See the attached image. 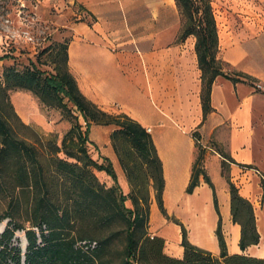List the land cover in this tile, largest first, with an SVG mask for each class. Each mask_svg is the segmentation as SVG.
<instances>
[{
  "label": "trees",
  "instance_id": "obj_1",
  "mask_svg": "<svg viewBox=\"0 0 264 264\" xmlns=\"http://www.w3.org/2000/svg\"><path fill=\"white\" fill-rule=\"evenodd\" d=\"M0 1L5 2L3 7L7 9L15 3ZM175 3L181 15L178 42L191 36L196 39L205 121L212 112L210 94L218 76L235 83L252 84L253 79L242 73L224 72L217 57L219 35L211 0H175ZM68 47V42L53 43L24 69L8 67L0 77V201L7 205L0 222L9 220L0 235V264L11 261L22 264V260L24 264H114L105 254L122 234L124 245L118 264H264V258L244 254L261 239L254 207L241 196L231 179L225 177L230 188L232 221L241 227L239 247L243 254L228 253L217 194L204 167L206 148L199 135L195 138L196 156L186 193H194L201 176L212 188L219 217L216 236L221 253L215 256L189 241L185 226L172 220L164 207L163 166L150 132L128 115L110 114L83 95L69 71ZM43 55H46L44 59ZM50 64L55 65L54 72L40 69L41 65ZM19 90L30 91L42 104L63 110L72 125L61 144L55 137L40 136L21 121L11 101V93ZM93 125L114 127L110 141L129 185L127 195L118 184L112 162L99 154L102 159L99 163L89 154L87 143L97 149L89 140ZM221 155L234 163L232 158ZM95 171L105 172L115 184L106 187ZM261 187L264 202V181ZM150 188L155 190L163 216L181 228L182 258L166 254L165 240L149 233ZM127 201L132 208L126 206ZM118 221L124 223L125 229L110 232ZM25 223L30 226L26 227ZM87 223L108 231V235L100 240L81 235L77 230ZM17 231H25L28 246L24 255L19 248L9 247ZM84 242V246L79 244Z\"/></svg>",
  "mask_w": 264,
  "mask_h": 264
},
{
  "label": "crops",
  "instance_id": "obj_2",
  "mask_svg": "<svg viewBox=\"0 0 264 264\" xmlns=\"http://www.w3.org/2000/svg\"><path fill=\"white\" fill-rule=\"evenodd\" d=\"M69 1L95 19L92 27L81 23L75 31L68 47L70 73L88 100L106 112L117 108L150 130L163 166L164 207L182 216L192 231L190 242L215 256L221 253L212 188L201 176L194 193H186L196 156V142L190 134L198 131L203 143L218 141L234 161L231 181L238 189L243 186L239 192L252 203L261 236L260 244L254 246L258 254L251 256L264 258L260 254L264 252V203L257 209L264 181V29L260 30L256 22L247 24L248 27L231 25L237 17H258L253 0H211L219 35L217 57L230 68L223 69L224 72L245 74L253 83H235L218 76L210 94L212 112L205 121L196 39L190 37L174 43L181 27L175 0ZM228 8L233 11H227ZM163 21H170L165 29L171 31V37L165 46L156 47L155 22ZM94 128V143L101 155L112 162L118 184L129 190L110 141L114 127ZM204 147L209 150L204 165L217 194L228 253L243 254L239 247L241 227L232 221L229 184L222 175L218 155ZM101 175L107 187L115 184L106 173ZM158 215L156 212L155 219L160 227L154 224L155 228H165ZM170 229L177 238V228ZM168 233L164 229L159 237L165 239ZM183 253L181 247L168 255L182 258Z\"/></svg>",
  "mask_w": 264,
  "mask_h": 264
},
{
  "label": "rangeland",
  "instance_id": "obj_3",
  "mask_svg": "<svg viewBox=\"0 0 264 264\" xmlns=\"http://www.w3.org/2000/svg\"><path fill=\"white\" fill-rule=\"evenodd\" d=\"M14 5H11L8 9L3 7L5 5L4 1H0V77H2L3 72L8 67H16L17 69H24L29 65L30 61H36L37 56L43 52L45 49L50 47L53 43H63L68 42L70 45L73 40L75 31L77 28L81 27L84 23L89 27H92L95 19L90 17L87 14L82 12V8L80 6H76L70 3L69 0H14ZM253 10L258 14V17L252 16L251 19H245L241 17H237V21L231 22V25L238 26L239 24L244 27H248L247 24L251 22H256L259 25V29H264V1L263 0H253ZM213 6V5H212ZM214 10V7H213ZM164 12V10H161ZM227 11L232 12L231 8H228ZM179 12V10H178ZM168 13V11H166ZM169 14V13H168ZM236 14H239L236 13ZM180 15V12H179ZM181 17V15H180ZM249 17V16H248ZM247 18V17H246ZM245 19V20H244ZM255 19H258L255 21ZM139 19L136 20V25H138ZM170 21L163 22H155L154 28V39L155 46H165L167 40L171 37V31L167 28ZM228 25V22H224ZM246 24V25H245ZM255 26V25H253ZM137 32H140V27L137 29ZM180 32V30H179ZM178 35L176 36L175 44L178 42ZM193 37V36H191ZM190 38V37H189ZM4 56H11L6 59ZM46 55H43L42 59L45 58ZM223 63V62H222ZM54 64L50 65H41L40 69L42 71L54 72L53 68ZM223 69L229 70L230 68L226 64H222ZM229 74H234L235 72L228 71ZM11 101L14 106V109L21 119V121L30 126L42 137H55L58 144H61L64 135L71 128V122L64 115L63 110L61 108L48 107L42 104L39 99L30 91L19 90L11 93ZM108 113L110 114H120L122 113L119 109L115 108ZM80 124L85 129V123L83 119L79 118ZM96 126V125H94ZM94 126L89 133V140L94 143L96 134V130ZM30 136L32 133L27 132ZM194 140L197 135L201 139V134L198 131H193L190 134ZM34 136V135H33ZM196 142V140H195ZM201 143L210 149H212L217 155L220 163V167L222 168V175L224 177H228L232 179L233 172L232 167L233 163L229 159H224L221 154L228 156L230 155L226 152L225 148L216 140H209L207 143ZM95 144V143H94ZM97 146V145H96ZM87 148L89 154L94 160H97L99 163L102 162V159L99 158L100 150L97 146V149L87 143ZM206 152L209 150L205 149ZM206 158V155H205ZM205 162V160H204ZM205 167V165H204ZM243 169V168H242ZM244 170V169H243ZM98 180L103 183L106 187V183L103 182V178L101 179L99 176H102V173L95 171ZM236 185V184H235ZM121 187V186H120ZM253 188V186L250 185ZM243 186L241 185L240 189ZM124 194H128L129 190H124L121 187ZM239 189V190H240ZM246 189L243 190L245 192ZM184 198H187V194L184 193ZM150 196H151V205H150V220H149V233L153 236H159L161 232L166 229L168 236L165 240V253L169 254L170 251H175L181 248L182 235L181 228L173 221L166 219L163 214L160 212L156 199H155V190L150 188ZM259 204L257 205V209L264 202H262V197L259 200ZM126 206L128 208H132V204L130 201L126 202ZM156 207L158 210V214L160 218L164 221L165 228H155L154 224L151 221L152 209ZM7 205L5 201H0V218L4 215L6 211ZM167 215L172 220H178L182 223L188 233L189 241L192 240V231L190 227L186 225L182 216L178 213H172L168 208H166ZM25 219V213L22 212V220ZM9 220H3L0 222V235L5 231ZM26 227L30 225L25 223ZM169 228H177V238L176 234L173 232V229L168 230ZM125 229L124 223L118 221L109 229L112 231H123ZM163 229V230H162ZM81 235L88 238H95L97 240L102 239L104 236L108 235V231L97 228L90 223L81 229L77 230ZM174 237L176 238V243L174 242ZM261 241V239H260ZM80 245L85 244V242L79 243ZM78 244V245H79ZM260 244V243H259ZM258 244V245H259ZM124 245L123 234L118 237V239L114 240L110 249L106 252V259H110L114 262V264H118L121 260V251ZM256 245V246H258ZM28 243L26 241L25 231H17L15 237L9 244L10 248H19L21 254L24 255L27 250ZM183 248V247H182ZM247 255L258 254L257 249L253 246L247 249ZM24 261L22 260V264ZM10 264H14L12 261Z\"/></svg>",
  "mask_w": 264,
  "mask_h": 264
},
{
  "label": "bare ground",
  "instance_id": "obj_4",
  "mask_svg": "<svg viewBox=\"0 0 264 264\" xmlns=\"http://www.w3.org/2000/svg\"><path fill=\"white\" fill-rule=\"evenodd\" d=\"M156 212H158L156 209H153V211H152V215H151V221H152V223L153 224H155V226L156 227H160L159 226V223L156 221V219H155V214H156ZM159 216V215H158ZM156 222V223H155ZM260 254H264V252H261Z\"/></svg>",
  "mask_w": 264,
  "mask_h": 264
},
{
  "label": "built area",
  "instance_id": "obj_5",
  "mask_svg": "<svg viewBox=\"0 0 264 264\" xmlns=\"http://www.w3.org/2000/svg\"><path fill=\"white\" fill-rule=\"evenodd\" d=\"M150 132V130H148Z\"/></svg>",
  "mask_w": 264,
  "mask_h": 264
}]
</instances>
